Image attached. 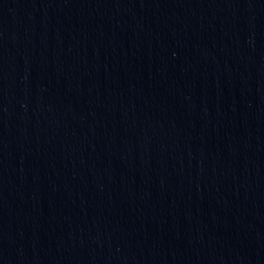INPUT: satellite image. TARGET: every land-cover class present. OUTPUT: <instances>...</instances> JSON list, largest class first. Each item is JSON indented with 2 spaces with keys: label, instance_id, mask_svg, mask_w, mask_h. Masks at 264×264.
<instances>
[{
  "label": "water",
  "instance_id": "obj_1",
  "mask_svg": "<svg viewBox=\"0 0 264 264\" xmlns=\"http://www.w3.org/2000/svg\"><path fill=\"white\" fill-rule=\"evenodd\" d=\"M0 264H264V0H0Z\"/></svg>",
  "mask_w": 264,
  "mask_h": 264
}]
</instances>
